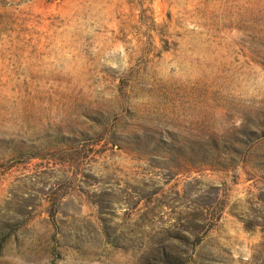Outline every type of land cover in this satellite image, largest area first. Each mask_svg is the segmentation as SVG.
<instances>
[{"label": "rangeland", "instance_id": "obj_1", "mask_svg": "<svg viewBox=\"0 0 264 264\" xmlns=\"http://www.w3.org/2000/svg\"><path fill=\"white\" fill-rule=\"evenodd\" d=\"M0 264H264V0H0Z\"/></svg>", "mask_w": 264, "mask_h": 264}]
</instances>
